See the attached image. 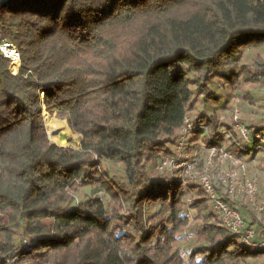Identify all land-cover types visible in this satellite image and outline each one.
I'll return each instance as SVG.
<instances>
[{
  "label": "trees",
  "instance_id": "16d2710c",
  "mask_svg": "<svg viewBox=\"0 0 264 264\" xmlns=\"http://www.w3.org/2000/svg\"><path fill=\"white\" fill-rule=\"evenodd\" d=\"M3 42L20 66L0 49V264H184L186 229L191 261L264 264V248L232 235L199 183L158 169L176 155L195 96L216 103L212 86L240 75L264 85V56L240 63L264 46V0H18L0 8ZM44 110L79 147L49 139ZM240 121L264 136V117ZM192 122L194 134L211 128L208 147L223 145L216 110ZM224 127L235 155L264 153ZM85 185L107 198L77 201ZM220 194L264 234V215Z\"/></svg>",
  "mask_w": 264,
  "mask_h": 264
},
{
  "label": "built area",
  "instance_id": "2783aa9c",
  "mask_svg": "<svg viewBox=\"0 0 264 264\" xmlns=\"http://www.w3.org/2000/svg\"><path fill=\"white\" fill-rule=\"evenodd\" d=\"M0 49L6 57H9L13 62L14 59L19 61L20 54L12 43L3 42ZM11 62V63H12ZM234 126L239 131L244 140L253 142L258 140L264 144V136L258 134L252 138L249 131L239 120V110L234 115ZM203 133L208 136L212 135V130L208 126L202 127ZM194 125L189 115H186L184 124L180 129V137L176 145L175 156L164 157L158 166L160 170H168L173 172L174 169L180 172L184 186L188 184L199 183L205 193L211 200L215 211L221 216L224 225L229 232L237 237L242 244L255 249L264 248V234L258 237L257 230L254 227H248L242 211L238 207L230 206L220 194L228 195L232 199L245 197L255 205L257 211L256 218L263 220L264 215V193L261 201L256 204L255 198L258 194L259 176L257 174L249 176L247 174V163L244 158L239 157L228 150L223 145H213L208 147V155L202 168H198L191 159L190 152V137L193 133ZM262 146L258 147V154L263 152ZM228 163L229 168L222 171L223 164ZM81 185V182H79ZM187 204L191 202V198H187ZM187 239L191 238V234L185 231ZM21 240L27 242L21 237ZM179 254L184 264H201L199 261H191L184 243L179 250Z\"/></svg>",
  "mask_w": 264,
  "mask_h": 264
},
{
  "label": "rangeland",
  "instance_id": "374dc122",
  "mask_svg": "<svg viewBox=\"0 0 264 264\" xmlns=\"http://www.w3.org/2000/svg\"><path fill=\"white\" fill-rule=\"evenodd\" d=\"M257 55L264 56V46H254V47L244 49L243 56L241 58L240 63L241 64H251L253 63ZM215 85L216 84L212 86V89H214L216 91V94L219 96L217 102L216 103L206 102L202 96H195L192 101V109L189 112V116L192 119H194L198 117L200 114H204V113L210 114L214 110H216L219 116V119H220V123H221V127H220L221 129L219 133H222L220 135L219 141H221L224 147H229L231 145L230 144V134H228L227 132L228 129L224 127V125L226 124L230 125L231 129L234 131L233 129L234 115L237 110H239V120H241V118L244 117L245 114L250 115L251 119H259L261 117H264V85L263 84L252 85V84L245 83L241 79V75L239 77V81L236 86H231L227 84L225 86L226 89L222 91L219 88H215ZM54 115L58 121L64 122L63 118L59 117L57 114H54ZM235 130L238 132L237 129ZM73 136L76 140L73 138L69 146H72L75 148L79 147L80 139H81L80 135L73 133ZM209 140L210 139L208 135L203 132L200 134L192 133L190 137L189 144H190L191 159L194 161L195 165L198 168L203 167L205 160L207 158ZM244 160L247 163V174L249 176L257 174L259 176V185H260V182L264 185V153L261 152L259 154H256L252 159L244 158ZM227 168H229V165L226 162L225 164H223V167L221 168V170L224 171V170H227ZM176 170L177 169H174V171ZM158 171L159 170L156 169V172L154 174H157ZM259 191H260V188H259ZM263 193H264V190L261 192V196H259V193L257 194L255 198L256 204H258L261 201ZM88 196L106 197V193L104 190L99 189L94 185H85L79 189L75 198L77 201H82ZM237 200L242 205H249L250 207H252L250 211L257 213L255 209V205L252 204V202L249 199L245 197H241ZM196 214H197L196 209L190 208L188 210L189 223L192 222ZM185 231L190 233L188 229H186ZM19 239H21V236H19L18 241ZM188 241L189 239H185L184 241H182L180 243V247L184 243H186V247H187Z\"/></svg>",
  "mask_w": 264,
  "mask_h": 264
},
{
  "label": "bare ground",
  "instance_id": "6f19581e",
  "mask_svg": "<svg viewBox=\"0 0 264 264\" xmlns=\"http://www.w3.org/2000/svg\"><path fill=\"white\" fill-rule=\"evenodd\" d=\"M11 69L14 73H18L19 61L17 59H14L13 62L11 63ZM42 97L44 99V95H42ZM44 119H45V125L47 127V131H48V136L52 142H56L59 145H70L71 144V141L73 140L74 136L69 127L59 130L60 132L59 136L54 135L53 131L55 129L52 126L50 115L46 110H44Z\"/></svg>",
  "mask_w": 264,
  "mask_h": 264
},
{
  "label": "water",
  "instance_id": "95a60500",
  "mask_svg": "<svg viewBox=\"0 0 264 264\" xmlns=\"http://www.w3.org/2000/svg\"><path fill=\"white\" fill-rule=\"evenodd\" d=\"M15 1H18V0H0V8L4 5H9ZM44 95V98H45V94ZM54 135H60V132L58 130H54ZM50 139V138H49ZM55 144H57L58 146H61V147H72V146H69V145H59L58 143L54 142Z\"/></svg>",
  "mask_w": 264,
  "mask_h": 264
}]
</instances>
